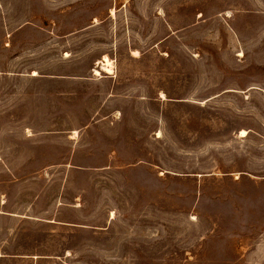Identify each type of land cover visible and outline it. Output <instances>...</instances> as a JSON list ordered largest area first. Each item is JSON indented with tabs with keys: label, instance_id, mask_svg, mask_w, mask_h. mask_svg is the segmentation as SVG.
<instances>
[{
	"label": "rangeland",
	"instance_id": "obj_1",
	"mask_svg": "<svg viewBox=\"0 0 264 264\" xmlns=\"http://www.w3.org/2000/svg\"><path fill=\"white\" fill-rule=\"evenodd\" d=\"M0 264H264V0H0Z\"/></svg>",
	"mask_w": 264,
	"mask_h": 264
},
{
	"label": "bare ground",
	"instance_id": "obj_2",
	"mask_svg": "<svg viewBox=\"0 0 264 264\" xmlns=\"http://www.w3.org/2000/svg\"><path fill=\"white\" fill-rule=\"evenodd\" d=\"M104 62L108 63V59L105 58ZM241 132H243V131H241Z\"/></svg>",
	"mask_w": 264,
	"mask_h": 264
}]
</instances>
